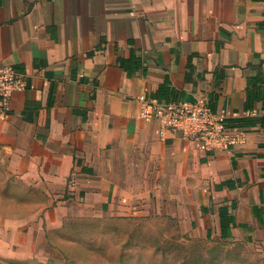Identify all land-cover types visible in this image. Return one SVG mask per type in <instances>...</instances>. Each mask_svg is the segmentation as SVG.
Returning <instances> with one entry per match:
<instances>
[{
	"label": "crops",
	"instance_id": "1",
	"mask_svg": "<svg viewBox=\"0 0 264 264\" xmlns=\"http://www.w3.org/2000/svg\"><path fill=\"white\" fill-rule=\"evenodd\" d=\"M262 23L264 0H0V71L26 80L0 108L10 215L51 214L50 203L81 197L118 213L122 200L179 193L174 216L264 250V127L233 128L238 142L214 153L161 134L158 122L141 119L138 100L213 95L226 120L264 116L261 101L245 106L249 80L264 75ZM226 181L232 187L216 188ZM225 206L237 224L227 238ZM7 225L0 231H23L16 220Z\"/></svg>",
	"mask_w": 264,
	"mask_h": 264
},
{
	"label": "rangeland",
	"instance_id": "2",
	"mask_svg": "<svg viewBox=\"0 0 264 264\" xmlns=\"http://www.w3.org/2000/svg\"><path fill=\"white\" fill-rule=\"evenodd\" d=\"M0 188L5 191L0 203L9 207L5 211L0 207V228L9 230L7 221L16 220L23 230L0 231V264H264V250L259 247L223 240L202 226L198 231L185 213L174 216L178 203L172 196L179 193L139 198L132 204L122 200L118 213L97 211L95 201L81 197L50 203L52 212L47 215H24L27 211L18 209L24 211L18 217L10 215L12 188ZM23 189L17 193L27 198ZM35 198L33 205L38 203ZM32 226L44 232L34 233Z\"/></svg>",
	"mask_w": 264,
	"mask_h": 264
},
{
	"label": "built area",
	"instance_id": "3",
	"mask_svg": "<svg viewBox=\"0 0 264 264\" xmlns=\"http://www.w3.org/2000/svg\"><path fill=\"white\" fill-rule=\"evenodd\" d=\"M26 88V80L12 67L0 71V108L16 92ZM140 117L147 123L158 122L160 133H180L184 138L199 144L204 150H228L238 142V136L225 118L214 112L206 99L191 100L178 97L168 102L141 95L138 98Z\"/></svg>",
	"mask_w": 264,
	"mask_h": 264
},
{
	"label": "trees",
	"instance_id": "4",
	"mask_svg": "<svg viewBox=\"0 0 264 264\" xmlns=\"http://www.w3.org/2000/svg\"><path fill=\"white\" fill-rule=\"evenodd\" d=\"M263 25L264 23H262V26ZM130 61H133V56ZM128 63L129 60L120 59V65L122 67L128 68L127 67ZM162 93H163V89L159 90L158 97H160ZM171 95H172L171 100L180 97L175 92L172 93ZM256 101H261L263 103V108H264V75L262 73H258L248 82L247 100L245 104L246 109L253 110ZM208 103L211 109L214 112H216L215 96L212 95ZM226 121L231 128L253 126L256 125L257 123H260L261 127H264V116L258 118H234V119L231 118V119H227ZM224 186L232 187V184L230 181H226L218 185L216 188L222 189ZM232 208H235L234 203L232 204ZM220 218H221L222 237L223 238L230 237L232 233L231 232L232 227L233 226L235 227L237 224L235 218L229 214L228 206L222 207L220 209Z\"/></svg>",
	"mask_w": 264,
	"mask_h": 264
}]
</instances>
